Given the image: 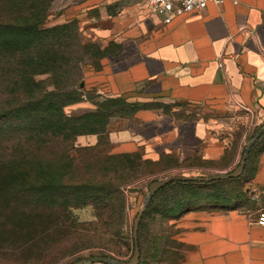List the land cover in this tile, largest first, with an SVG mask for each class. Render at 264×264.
<instances>
[{"label":"rangeland","instance_id":"rangeland-1","mask_svg":"<svg viewBox=\"0 0 264 264\" xmlns=\"http://www.w3.org/2000/svg\"><path fill=\"white\" fill-rule=\"evenodd\" d=\"M133 13L147 18L146 0H0V264H71L91 256L108 261L85 264L128 261L133 218L149 205L151 182L224 174L253 153L252 167L255 154L264 149V128L239 110L173 102L159 95L157 84L148 83L128 97L137 111L126 110L105 124L110 131L129 128L140 135L144 143L136 153L110 157L116 152L109 132L96 135L95 147L97 141H87L94 134L78 135L73 147L51 133L22 135L21 127L31 123L43 130L59 127L54 105L64 93L68 117L109 104L123 108L120 95L101 89L98 77L124 69L137 57L127 36ZM141 18L137 30L144 27ZM74 83L76 93H68ZM141 110L153 112L154 119L143 121ZM46 111L55 119L45 118ZM91 117L84 121L86 132ZM91 182L104 190L118 182L123 200L101 195L95 205L91 190L78 188ZM95 206H102L97 214ZM180 219L156 226L146 220L143 264L178 261L180 253L169 251L159 254L162 263L156 262L149 234L159 226L168 235L180 233ZM165 244L171 242H162L161 248Z\"/></svg>","mask_w":264,"mask_h":264},{"label":"crops","instance_id":"crops-1","mask_svg":"<svg viewBox=\"0 0 264 264\" xmlns=\"http://www.w3.org/2000/svg\"><path fill=\"white\" fill-rule=\"evenodd\" d=\"M141 17L144 27L137 30ZM130 23L127 36L138 55L124 69L102 73L101 89L128 95L143 84H157L159 95L170 101L239 110L264 128V0L210 2L169 20L133 13ZM139 115L145 122L155 117L147 110ZM108 138L116 153L144 143L129 128L110 131ZM87 141L94 144L97 136ZM250 168L243 189L228 203L204 198L179 214L181 231L168 237L176 245L167 247L180 253L177 264H264V226L256 223L260 203L255 206L244 194L264 185V151L255 154Z\"/></svg>","mask_w":264,"mask_h":264},{"label":"trees","instance_id":"trees-1","mask_svg":"<svg viewBox=\"0 0 264 264\" xmlns=\"http://www.w3.org/2000/svg\"><path fill=\"white\" fill-rule=\"evenodd\" d=\"M49 67H52V65H50ZM68 93H72V94L76 93L75 83L73 84L72 89ZM132 94H134V92L128 95H120L121 98H120L119 103L121 107L123 108H113L114 106L112 105L114 104H109L110 108L109 107L108 108L107 107L97 108L92 113L83 112L80 114H72L71 116L68 117L63 113V107L65 105L63 103V99L68 97V94L64 93L62 94L63 98H61L60 103L57 105H54L56 106V109H57L56 113L58 114V120L59 122H61L60 123L61 125L57 127L56 129L46 127V129L43 130V127H39L36 124H33V123L27 124L21 127V128H24L22 130L24 131L22 135L23 136L28 135V136H33V137H46L47 135L51 133L52 135H55V136L58 135L64 144L66 145L70 144V146L73 147L74 146L73 144L75 142V137H77L78 135L94 134L98 136L99 134L105 133V132L108 134V132H110V129L108 127H105V124L108 122L110 117L114 115L122 116V114L126 112V110H129L128 112H133V110L131 109H135L134 107H136V105L134 103H131L128 99V97H130ZM137 109L139 108H136L135 110L137 111ZM20 114L21 113L18 111L15 113V115H17L18 117H20L19 116ZM44 115H45V118L49 120L55 119V114H52L51 111H46ZM88 117H91V119H93L94 121L92 122V126H90L91 129L89 130V132H86L84 130V127H88L87 125H89V123L84 124V121ZM93 117L98 118V119L95 120ZM100 118L102 119V123L100 126H98L100 123L99 121ZM97 144H98V141L95 145L91 147H95L97 146ZM262 151H264V149L259 151V153ZM64 152L66 155H68L67 151H64ZM92 152H93L92 156H95L98 154V151H92ZM59 153H61V151ZM132 153H136V151L127 152V153H118V154L115 153V154H109V155L110 157H113L114 155L125 156L127 154H132ZM104 154H107L106 151H104ZM75 155L80 156L77 152L75 153ZM249 163H248V159H246L243 172L238 177L227 178V179H211L210 181L173 180L169 182L168 184H166L165 186L161 187L150 198L149 205L143 212V215L139 223V228L137 232V245L140 250V258H139L138 264H143L142 262H143L144 254H143V249H142V232H143V228H144V225L147 219L150 220V223L153 221L154 225H155V222H156V225L157 224L160 225L161 221L165 222L169 219L178 217L179 214L183 212V210L193 206V204L198 203L199 200L204 199V198L216 197L223 205L225 203H228L233 198L232 197L233 194L235 195L236 193L240 192L243 189L244 178H245L244 174L250 173L251 170L253 169V168H250V166L248 167ZM202 177H206V176H202ZM207 177H213V176H207ZM104 186H105V190L103 189L102 186H98L95 184V182H91V183H80V187L78 188L79 189L87 188L91 190L90 194H91V197L95 199V205H96V202L101 201L99 198L101 197V195H103V197H106V198L114 197L120 201L123 200V193L119 189L118 182L116 183L111 182ZM244 194L246 198L251 200L252 204L254 205H255V201H259L260 209L258 211V214L260 211H264V206H262L261 204L264 198V185L258 186L256 189L252 187H248L246 190H244ZM99 207H102V206H95L96 214L98 213L97 211ZM159 227H160L159 233H157V230H156L155 232H151L149 236L151 237L150 244L151 246L153 245L154 247L155 261L162 263L161 256H159V254L163 253L166 255L167 252L170 253L169 252L170 250L169 249L167 250L166 248L167 244H165V248H161L162 242L165 243V242H171V241L168 240V237L170 234L169 235L167 234V230L165 232V229H163V227L161 226ZM34 239L35 238L33 239L31 238L28 242ZM172 243L174 242L172 241L171 245ZM172 264H177V261Z\"/></svg>","mask_w":264,"mask_h":264},{"label":"water","instance_id":"water-1","mask_svg":"<svg viewBox=\"0 0 264 264\" xmlns=\"http://www.w3.org/2000/svg\"><path fill=\"white\" fill-rule=\"evenodd\" d=\"M246 162V158H243L240 163L230 172L215 175L213 177H202V176H169L164 179L155 180L149 184L148 187V201L150 198L163 186L168 184L169 182L173 180H196V181H210L211 179H227V178H233L238 177L242 174L244 165ZM146 209V204L137 212L135 217L133 218V224H132V235L134 240V248L132 255L128 261H119L116 262L117 264H138L139 258H140V250L137 245V232L139 228V223L141 220V217L143 215V212ZM108 261V259L104 256H91L84 259L77 260L71 264H85V263H103Z\"/></svg>","mask_w":264,"mask_h":264},{"label":"built area","instance_id":"built-area-1","mask_svg":"<svg viewBox=\"0 0 264 264\" xmlns=\"http://www.w3.org/2000/svg\"><path fill=\"white\" fill-rule=\"evenodd\" d=\"M224 0H146L149 11L169 20L177 15L203 10L208 3L222 4ZM222 67V62L219 63ZM264 84V82H263ZM256 223L264 226V211H260Z\"/></svg>","mask_w":264,"mask_h":264}]
</instances>
